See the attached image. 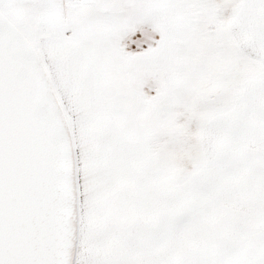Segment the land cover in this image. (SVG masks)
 Listing matches in <instances>:
<instances>
[{"label": "snow or ice", "instance_id": "6c2138e0", "mask_svg": "<svg viewBox=\"0 0 264 264\" xmlns=\"http://www.w3.org/2000/svg\"><path fill=\"white\" fill-rule=\"evenodd\" d=\"M0 264H264V0H0Z\"/></svg>", "mask_w": 264, "mask_h": 264}]
</instances>
